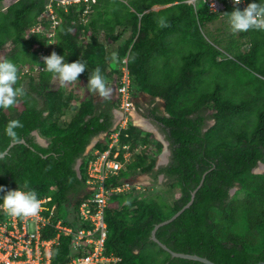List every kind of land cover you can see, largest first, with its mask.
<instances>
[{
	"label": "trees",
	"instance_id": "trees-1",
	"mask_svg": "<svg viewBox=\"0 0 264 264\" xmlns=\"http://www.w3.org/2000/svg\"><path fill=\"white\" fill-rule=\"evenodd\" d=\"M3 1L0 61L16 64L14 87L22 89L23 96L13 107L0 109V153L11 143L4 129L13 119L22 122L18 141L26 145L16 143L0 158V186L15 190L27 182L38 200L50 198L47 205L55 208L52 224L65 220L70 210L76 212L89 195L84 152L95 137L112 129V105L108 98L101 103L79 99L52 74L33 68L40 66L41 52L55 51L68 63L85 64V72L73 81L82 85L96 68L104 80L109 77L111 51L116 54L118 77L127 53L132 90L140 87L165 102L166 116L155 110L151 115L168 143V162L155 168L161 144L151 153L150 134L130 124L120 142L132 150L138 145L145 149L106 184L114 187L142 173L154 185L173 184L177 195L167 202L158 194L135 199L132 189L111 193L104 215V254L119 258L117 264H201L170 258L150 239L153 227L187 204L201 182L189 208L158 228L156 238L173 252L198 255L215 264H264V172L252 171L264 161V93L253 87L241 96L216 75L222 64L220 44L202 35L201 29L219 15L201 2L194 9L187 0H96L86 15H82L84 4L69 6L65 12L53 2L60 23L51 29L48 0H15L8 5ZM243 2L226 5L222 16L226 18L225 13L234 8L243 10L253 0ZM155 6L165 8L155 12ZM37 26L52 32V37L42 32L25 35ZM240 36L245 37V32ZM260 41L256 35L248 44L249 52L241 56L249 59L252 50L264 44ZM25 67L29 73L23 72ZM75 103V113L62 119ZM144 115L150 119V110ZM34 131L47 145L37 141ZM106 142L94 148L103 150ZM78 159H82L80 177L75 171ZM65 224L71 226L68 220ZM55 236L51 226L41 231L43 239ZM71 243V236H59L52 246V264L82 254L73 252Z\"/></svg>",
	"mask_w": 264,
	"mask_h": 264
},
{
	"label": "built area",
	"instance_id": "built-area-1",
	"mask_svg": "<svg viewBox=\"0 0 264 264\" xmlns=\"http://www.w3.org/2000/svg\"><path fill=\"white\" fill-rule=\"evenodd\" d=\"M46 5V16L51 21V29H54L60 19L55 15L53 2L56 7L63 8L66 12L69 6L75 7L84 4L82 15L90 11V4L96 0H48ZM194 9L196 3H204L209 12L222 14L226 5H243V0L235 4L236 0H188L186 1ZM40 26L26 31L29 36L35 32H42ZM53 35V33H52ZM52 37V36H51ZM50 38V37H48ZM52 42V41H51ZM47 56L45 52L39 54L40 66H35L34 71L45 70L42 57ZM23 72L29 73L30 68L25 67ZM115 97L117 111L120 114L119 121L112 127L109 133H104L107 141L103 150L91 148L86 153L85 166L86 185L89 195L84 198L76 210V226L66 225L65 220L57 219L51 223L55 213L54 206L47 204L50 198L39 199L40 208L36 215L28 217H13L5 211L0 210V264H52V246L57 244L60 235L72 237V249L81 255L71 256L64 264H117L119 258L106 256L104 254V241L107 234L105 222V209L107 199L111 193H121L131 188L130 183L123 182L117 186H107L106 182L111 176L117 175L122 167L129 163L133 155L140 154L145 146H136L131 149L127 144L120 142V136L132 123L134 111L130 74L127 60H121L120 73L115 86ZM46 226H51L56 231L52 239H43L41 231Z\"/></svg>",
	"mask_w": 264,
	"mask_h": 264
},
{
	"label": "clouds",
	"instance_id": "clouds-1",
	"mask_svg": "<svg viewBox=\"0 0 264 264\" xmlns=\"http://www.w3.org/2000/svg\"><path fill=\"white\" fill-rule=\"evenodd\" d=\"M236 0L235 4H239ZM226 23L229 31L233 34L247 32L250 29L264 31V0H253L246 8L240 10L234 8L231 12L225 13ZM164 25L163 20L160 21ZM113 60L116 54H112ZM45 70L52 74L60 82L77 81L78 76L85 72V64L79 60L71 63L65 61L63 55H58L55 51L42 57ZM18 80V69L15 63L10 60L0 61V109H7L16 103L18 96H23V91L19 87H14ZM87 88L89 92L107 97L111 89L106 87L104 77L99 68L93 70L87 77ZM23 127L18 119L10 120L4 129L6 136L11 142H18L17 129ZM0 210L5 211L13 217H28L36 215L40 204L35 190L29 188L27 182L17 187L15 190L5 191L0 186Z\"/></svg>",
	"mask_w": 264,
	"mask_h": 264
},
{
	"label": "rangeland",
	"instance_id": "rangeland-1",
	"mask_svg": "<svg viewBox=\"0 0 264 264\" xmlns=\"http://www.w3.org/2000/svg\"><path fill=\"white\" fill-rule=\"evenodd\" d=\"M14 1L15 0H4L3 4L8 5ZM197 4L198 3H196V5ZM217 15H219L218 18L201 29V33L202 35L206 34L207 37L210 36L212 39L214 38L220 44V47L218 48L221 52L219 61H221L222 64L220 65L221 69H219L218 71L216 70V75L219 76V80L224 83L227 89L238 93L239 91L243 93V95L239 94L241 96L247 94L248 90L253 89V87L260 88L261 93H264V44H261L258 49L255 48L254 50H252V59L249 56V59H247L246 56H241V53L246 54L249 52L248 44L250 43V41L252 42L253 38L256 35H260V43L264 41V31L259 30L258 33H256V30L250 29L245 32V37H241V33L233 34L229 31L228 25L226 23V18L223 17L222 14ZM42 33L46 34L47 37L52 36V32L42 31ZM52 42L49 41V43ZM62 86L67 90H71L74 92V88L72 87L71 82H64V84L62 83ZM82 94L78 93L76 94V96L79 99L80 97L90 98L88 96H83ZM93 101L95 100L93 99ZM75 105L77 104L75 103ZM68 117L70 116H67V118ZM62 119L65 120L66 116L63 115ZM211 124H213V122ZM37 137L40 138L38 134ZM40 139L44 141V139ZM158 149L159 152L157 154V158L160 162L163 159V156L164 158L167 156L164 152L165 150L162 144L160 147H158ZM256 169L259 170V173L256 174L263 173L264 161H262L261 166H257ZM146 176V174L140 173L136 174L134 177L126 181L131 185L130 189H132L131 192L133 198L139 199L140 195H142V197H150L158 194L163 200L169 202L173 197H176L177 191L173 184H166L164 186H161L160 183L154 185L150 184V182H146L145 185L141 184V186H135L136 183L143 182L142 180L143 178L145 179ZM234 192L235 189L231 191V194H234ZM65 220H68L71 225L75 227L77 222L75 211L70 210Z\"/></svg>",
	"mask_w": 264,
	"mask_h": 264
},
{
	"label": "crops",
	"instance_id": "crops-1",
	"mask_svg": "<svg viewBox=\"0 0 264 264\" xmlns=\"http://www.w3.org/2000/svg\"><path fill=\"white\" fill-rule=\"evenodd\" d=\"M165 8V6H155L152 8V11H159L160 9ZM122 43V42H121ZM119 43V44H121ZM115 45V44H114ZM112 54L113 52L111 51L110 57L112 58ZM127 53L126 55L121 58L122 59H126L127 60ZM113 59V58H112ZM160 68V66H158ZM115 71V63L114 60L111 62V64L108 67V72H109V77H107V79H105V84L106 87L111 89L109 95L107 97H101L99 96V94L96 93H91L89 92L88 88H87V81L84 82V84L82 83V85H78L75 82H71L72 87L74 88V93L75 94H82L83 96H88L90 98H93L95 101V103H101L103 101L104 98H108L110 99V104L112 105L111 108V112H112V119H113V126L114 127L117 122L119 121L120 118V114L117 111V103H116V97H115V86L118 80V77L116 75V73H114ZM120 71V69H119ZM132 97H133V103H134V111H133V116L131 119V123L134 127H136L139 131H141L144 134H150V139L152 141L151 145H150V150L151 153H153L152 151H155V148L157 146L158 143L162 144L164 147V136L160 133L158 126L153 122V117L151 115V112H153L154 110L157 112V114L159 115H164L166 116L167 113L165 111V102L164 100L156 95H152L151 93L147 92L145 89H141L139 88H134L132 90ZM80 98H85V97H80ZM76 109V105L73 106V109L70 110V112L68 111V113L64 114L66 116H71L73 115ZM150 110V119H148L144 113L148 114V111ZM45 141V140H44ZM105 142V138H104V133L100 134L99 136L95 137V141L92 145V148L95 147V145L97 143H104ZM166 142V141H165ZM166 158V157H165ZM165 158L163 156V159L159 162L158 158L156 159V163H155V168L158 167V164H162L165 165ZM168 159V156H167ZM143 182H139L136 183L135 186L139 185L141 186V184H144L147 182L150 184H152L150 178L148 176H146V178L142 180ZM159 181H161V179L159 178ZM73 251V249H72ZM74 252V251H73Z\"/></svg>",
	"mask_w": 264,
	"mask_h": 264
},
{
	"label": "water",
	"instance_id": "water-1",
	"mask_svg": "<svg viewBox=\"0 0 264 264\" xmlns=\"http://www.w3.org/2000/svg\"><path fill=\"white\" fill-rule=\"evenodd\" d=\"M34 136H36V139L37 141L41 144V145H47V143L43 140H41L40 138L37 137V133L36 131H34L32 133ZM95 141V138L90 142V144L88 145V147L86 148L85 152H84V155H86V153L88 151L91 150L92 148V145ZM16 143H20V144H24L26 145L25 141L24 140H20L18 142H11L9 144V146L2 152L0 153V158H2L4 155H6L9 151V149L15 145ZM167 146H168V143L164 141V152L166 154V156L169 155V151L167 149ZM165 164L168 162V159L167 157L165 158ZM82 163V159H78L77 162H76V165H75V171L77 173V176L80 177V171H79V167H80V164ZM158 165H162L161 163L158 164ZM261 166V163L258 164V167ZM253 173H259V170L258 169H253L252 170ZM160 179H162V176L159 177ZM201 185V182L200 184L198 185V187L191 192V195H190V200L188 201L187 204H185L179 211H177L174 215H172L169 219L165 220V221H162L158 224H156L153 229L151 230V233H150V239L151 241H153L159 248H161L162 250H164L165 252H167L170 256V258H179V259H185V260H191V261H196V262H199L201 264H215L214 262L208 260L207 258H204V257H201V256H198V255H194V254H184V253H177V252H173L172 250H170L169 248H167L163 243H161L155 236L156 234V231L158 230V228L170 223L171 221H173L176 217H178L185 209L189 208V206L192 204L193 202V199H194V195H195V192L196 190L200 187Z\"/></svg>",
	"mask_w": 264,
	"mask_h": 264
}]
</instances>
